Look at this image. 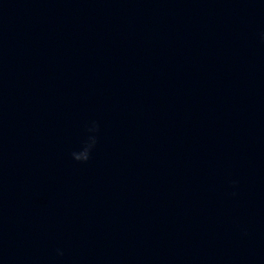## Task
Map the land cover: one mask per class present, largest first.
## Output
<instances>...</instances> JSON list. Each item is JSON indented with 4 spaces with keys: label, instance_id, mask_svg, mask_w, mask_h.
<instances>
[{
    "label": "clouds",
    "instance_id": "clouds-1",
    "mask_svg": "<svg viewBox=\"0 0 264 264\" xmlns=\"http://www.w3.org/2000/svg\"><path fill=\"white\" fill-rule=\"evenodd\" d=\"M89 132H93L97 130V126L95 122H93L92 127H90ZM96 139L95 137H89L88 140L82 146V149L78 152L74 151L71 153L72 158L78 162H87L90 159L91 151L95 147ZM235 183V182H234ZM59 255H63L62 252L58 251Z\"/></svg>",
    "mask_w": 264,
    "mask_h": 264
}]
</instances>
